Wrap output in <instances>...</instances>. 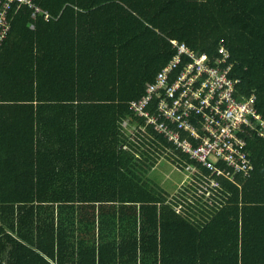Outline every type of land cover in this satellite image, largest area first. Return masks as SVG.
<instances>
[{
  "label": "trees",
  "instance_id": "1",
  "mask_svg": "<svg viewBox=\"0 0 264 264\" xmlns=\"http://www.w3.org/2000/svg\"><path fill=\"white\" fill-rule=\"evenodd\" d=\"M34 3L53 20L21 9L0 54V264H264V139L249 180L202 196L208 172L129 107L173 41L224 42L264 115V0ZM163 158L197 170L181 195L148 178Z\"/></svg>",
  "mask_w": 264,
  "mask_h": 264
},
{
  "label": "built area",
  "instance_id": "2",
  "mask_svg": "<svg viewBox=\"0 0 264 264\" xmlns=\"http://www.w3.org/2000/svg\"><path fill=\"white\" fill-rule=\"evenodd\" d=\"M23 8L35 19L53 20L34 0H0V54ZM171 44L173 58L145 85L144 96L130 102V109L208 172L202 196L219 189L222 179L249 180L255 166L247 142L264 139L256 94L235 97L239 78L231 75L234 65L224 42L214 59L176 41Z\"/></svg>",
  "mask_w": 264,
  "mask_h": 264
},
{
  "label": "rangeland",
  "instance_id": "3",
  "mask_svg": "<svg viewBox=\"0 0 264 264\" xmlns=\"http://www.w3.org/2000/svg\"><path fill=\"white\" fill-rule=\"evenodd\" d=\"M126 129L128 130L127 127ZM194 173L191 166L183 170V168H178V166L163 158L152 165L148 178L165 192L176 196L181 195L183 191L193 185L197 170Z\"/></svg>",
  "mask_w": 264,
  "mask_h": 264
},
{
  "label": "crops",
  "instance_id": "4",
  "mask_svg": "<svg viewBox=\"0 0 264 264\" xmlns=\"http://www.w3.org/2000/svg\"><path fill=\"white\" fill-rule=\"evenodd\" d=\"M137 79H134L133 82L137 84L138 80H141L140 77L136 76ZM192 172H196V168L192 167Z\"/></svg>",
  "mask_w": 264,
  "mask_h": 264
}]
</instances>
